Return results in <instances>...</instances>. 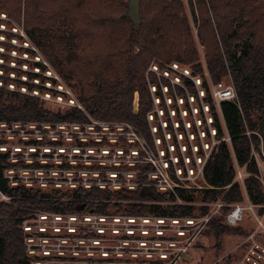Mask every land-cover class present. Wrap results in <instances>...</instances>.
I'll return each instance as SVG.
<instances>
[{"label":"trees","instance_id":"obj_1","mask_svg":"<svg viewBox=\"0 0 264 264\" xmlns=\"http://www.w3.org/2000/svg\"><path fill=\"white\" fill-rule=\"evenodd\" d=\"M188 1L190 19L184 14L182 0H140L138 24L125 15L126 0H0V9L18 24L22 22L30 43L57 75L78 92L82 108L73 107L58 120L89 123L90 117L125 123L151 141L147 121V112L152 108L149 88L153 85L154 93H158L161 84L170 89L171 83L150 66L155 64L162 72L170 69L173 62L180 67L188 65L189 75L179 72L177 94L187 98L188 92L196 102L207 105L215 140L203 165L207 187L200 189V200L220 198L233 204L245 195L264 215V188L252 153L256 148L264 159V0ZM191 24L196 26L197 38L204 47L203 63ZM238 41H244L240 49ZM48 64L33 62L42 71ZM203 70L211 84L199 75ZM29 77L55 81L54 77L33 72ZM192 77H198L199 84ZM223 78L231 81L235 101L214 99L213 87ZM7 83L8 79H3V84ZM22 84L30 90L37 87ZM50 116L37 97L0 86V121H42ZM210 134L206 129V138ZM5 160L6 154L0 153V191L11 197L10 202L0 201V264L28 263L21 229L23 214L27 212L17 204L36 211L71 214L78 213L79 207L86 209L87 204L110 199L108 193L114 198L117 194L91 186L72 190L66 200L41 199L47 194L40 190L31 194L23 186L8 185L3 177V169L8 166ZM236 167L247 172L242 183L234 179ZM184 192L186 188L176 185L164 192L154 186L127 190L120 196L126 202L117 211L126 216L193 215L189 203H172L176 199L194 201L193 194ZM164 193L169 194L167 200L171 203L162 204ZM98 206L93 208L94 213L105 214V203ZM211 224L216 235L226 230L225 224Z\"/></svg>","mask_w":264,"mask_h":264},{"label":"rangeland","instance_id":"obj_2","mask_svg":"<svg viewBox=\"0 0 264 264\" xmlns=\"http://www.w3.org/2000/svg\"><path fill=\"white\" fill-rule=\"evenodd\" d=\"M182 1L184 14L190 19L189 1ZM191 31L203 63L204 47L193 24ZM243 42L238 41V49ZM40 60L48 64L25 35L22 22L18 24L0 9V86L37 97L42 108L51 114L42 121H0V153L6 154L8 164L3 169V177L10 187L23 186L31 194L37 190L46 193L41 199L66 200L72 190L89 189L97 184L117 194L114 198L108 193L111 198L101 202L107 207L103 215L93 211L100 202L87 204L86 209L79 207L78 213L61 215L17 204L27 212L21 222L27 264H264V215L259 213V207L244 210L241 219L230 224L225 222L224 214L231 205L220 198L200 200V189L207 185L199 168L211 150L214 129L209 125L207 105L200 100L196 102L188 92L187 98L177 94L175 85L180 81H175L178 79L175 76L180 70L169 73L170 89L161 84L159 92L154 93L155 87L149 88L150 141L137 128L125 123L90 117L89 123L58 120L57 117L82 105L76 89L62 80L49 64L45 71L33 65ZM182 68L189 72L188 65ZM32 72L54 77L55 81L30 78ZM199 75L211 82L207 71ZM3 79H8L6 85ZM223 79V83H231ZM22 82L38 88L27 89ZM44 87L47 90H42ZM198 93L203 94L200 89ZM134 103L136 108L137 93ZM206 129L211 133L209 139L205 136ZM252 153L264 188L261 158L256 148ZM236 170L234 179L242 183L247 172L243 167ZM170 179L186 188L184 193L194 196L191 202L176 199L172 203H189L196 217L213 210L214 202L220 203L218 211L192 239L177 237L174 226L162 227L154 221L145 223L137 216L133 221L117 211L126 202L120 196L127 190L154 186L164 191L172 186ZM163 196V205L171 203L167 200L168 193ZM10 200V196L0 195V201ZM246 202L244 195L237 203ZM213 221L225 224L226 230L216 235ZM159 231L162 235H157ZM149 246L150 253H145Z\"/></svg>","mask_w":264,"mask_h":264},{"label":"built area","instance_id":"obj_3","mask_svg":"<svg viewBox=\"0 0 264 264\" xmlns=\"http://www.w3.org/2000/svg\"><path fill=\"white\" fill-rule=\"evenodd\" d=\"M169 67H170V69H164V70H162V72H159L157 69V66L155 64H152L150 66V69L156 71L157 73H161L163 76L168 77L171 80H172V77L170 76L169 73L170 72H176L177 70H180L179 72H182L186 75H189V72L186 69H183L182 67H180L177 63L173 62L169 65ZM175 77L178 78L175 81H179V75H176ZM192 79L195 82H197V81L199 82V80L196 79L195 77H192ZM212 93H213V97L216 100V102H220L222 100H233V101H235L237 99V96H236V93H235V90H234L232 83H228V84L223 83V82L218 83L216 86L213 87ZM226 139H229V138L227 137ZM214 142H215V140L212 142V144ZM207 155H206V157H207ZM261 161H262L261 167H262V170L264 173V159ZM191 171H192V173H194L193 168ZM202 171H203V166L201 168H199L200 174H202ZM190 175H191V173H188V176H190ZM170 182L172 183V186H170L169 189H172L173 186H175V185L181 186V184L179 182L173 181L171 179H170ZM160 185H161V183L158 184V186H160ZM96 186L100 187L98 184ZM157 189L160 190L158 187H157ZM169 189L166 188L164 191H167ZM0 195L2 198L6 197V195L3 194L1 191H0ZM229 205H231V207L224 214V219H225V222L230 223V224H234L235 222L239 221L243 215L244 210L251 209V208L255 207V205L250 203L249 201H247L244 205L237 203V202L233 203V204H229ZM213 207H214L213 210H210L208 213L202 214V216H199V217H196L195 215H178V216L138 215L137 217H141L140 219H143L145 223L150 222V221H154L155 223H157L158 225H161L162 227H163V225L164 226H168V225L174 226L175 234L177 237H179V238L181 237V238H184L186 240L187 239L189 240V239H192L198 232H200L203 224L208 222L209 219L212 217V215H214L218 211V209L220 207V203L214 202ZM53 215H61V214L53 213ZM126 217H127V219L132 218L133 221L136 219L135 216H132V215H129ZM157 235H162V231H159V233H157ZM156 242L157 241H155V243ZM146 243L147 242H144V245H146ZM30 249H31V247H30ZM149 250H150V246L145 250V253H150Z\"/></svg>","mask_w":264,"mask_h":264},{"label":"water","instance_id":"obj_4","mask_svg":"<svg viewBox=\"0 0 264 264\" xmlns=\"http://www.w3.org/2000/svg\"><path fill=\"white\" fill-rule=\"evenodd\" d=\"M139 7L140 0H126V11L125 15L134 23H139Z\"/></svg>","mask_w":264,"mask_h":264}]
</instances>
